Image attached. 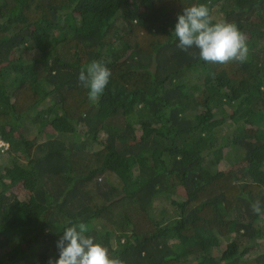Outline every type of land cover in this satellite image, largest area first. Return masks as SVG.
I'll use <instances>...</instances> for the list:
<instances>
[{"label":"trees","instance_id":"obj_1","mask_svg":"<svg viewBox=\"0 0 264 264\" xmlns=\"http://www.w3.org/2000/svg\"><path fill=\"white\" fill-rule=\"evenodd\" d=\"M199 4L244 63L178 47ZM0 138V264L58 259L79 222L124 264H264V0H0Z\"/></svg>","mask_w":264,"mask_h":264},{"label":"clouds","instance_id":"obj_2","mask_svg":"<svg viewBox=\"0 0 264 264\" xmlns=\"http://www.w3.org/2000/svg\"><path fill=\"white\" fill-rule=\"evenodd\" d=\"M174 34L181 50L195 47L199 50V59L205 62L244 63L247 59L245 34L234 23H213L206 4L185 7L183 14L178 15ZM110 77L111 71L106 64L102 60H93L81 69L78 81L89 90L88 99L95 103L104 94ZM251 210L264 216L260 200L252 202ZM88 231L83 222L67 227L57 242L59 258H51L48 264H124L121 259L111 258L107 248L86 235Z\"/></svg>","mask_w":264,"mask_h":264},{"label":"rangeland","instance_id":"obj_3","mask_svg":"<svg viewBox=\"0 0 264 264\" xmlns=\"http://www.w3.org/2000/svg\"><path fill=\"white\" fill-rule=\"evenodd\" d=\"M1 144H4V142L1 140V138H0V145ZM160 204H163V207L165 208V209H170V210H172V208L170 207V205H169V203L167 202V201H162V202H160Z\"/></svg>","mask_w":264,"mask_h":264}]
</instances>
